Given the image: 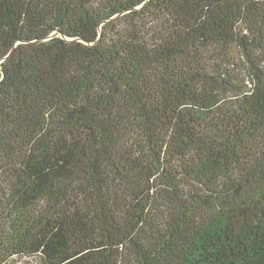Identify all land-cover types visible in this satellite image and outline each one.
I'll return each instance as SVG.
<instances>
[{"label":"trees","instance_id":"obj_1","mask_svg":"<svg viewBox=\"0 0 264 264\" xmlns=\"http://www.w3.org/2000/svg\"><path fill=\"white\" fill-rule=\"evenodd\" d=\"M264 264V0H0V264Z\"/></svg>","mask_w":264,"mask_h":264},{"label":"rangeland","instance_id":"obj_2","mask_svg":"<svg viewBox=\"0 0 264 264\" xmlns=\"http://www.w3.org/2000/svg\"><path fill=\"white\" fill-rule=\"evenodd\" d=\"M15 264H37L35 261H31V260H21V261H18L17 263Z\"/></svg>","mask_w":264,"mask_h":264}]
</instances>
